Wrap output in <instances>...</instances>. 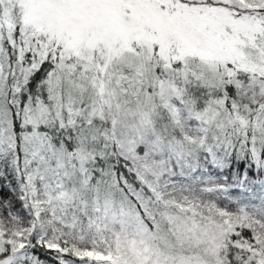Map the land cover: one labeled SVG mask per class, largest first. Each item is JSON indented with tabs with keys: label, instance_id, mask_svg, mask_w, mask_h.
Listing matches in <instances>:
<instances>
[{
	"label": "snow or ice",
	"instance_id": "obj_1",
	"mask_svg": "<svg viewBox=\"0 0 264 264\" xmlns=\"http://www.w3.org/2000/svg\"><path fill=\"white\" fill-rule=\"evenodd\" d=\"M0 264H264V0H0Z\"/></svg>",
	"mask_w": 264,
	"mask_h": 264
}]
</instances>
